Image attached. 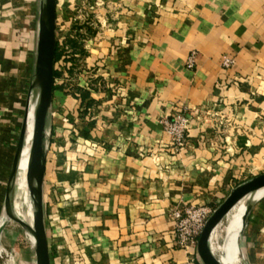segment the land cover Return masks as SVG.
<instances>
[{"label": "crops", "instance_id": "0c3cea01", "mask_svg": "<svg viewBox=\"0 0 264 264\" xmlns=\"http://www.w3.org/2000/svg\"><path fill=\"white\" fill-rule=\"evenodd\" d=\"M84 1L96 23L86 27L89 40L75 38L79 28L63 36L85 57L73 84L80 97L55 84L47 118L43 199L51 264H203L197 252L177 246L174 211L190 203L216 208L264 166V0ZM38 16L39 0H0L3 221ZM228 57L234 64L225 68ZM176 109L191 118L178 151L163 126ZM217 109L228 115L225 126L204 125L201 116ZM244 207L241 201L232 211L242 217ZM226 221L231 228L241 223ZM237 249L241 264H264V191Z\"/></svg>", "mask_w": 264, "mask_h": 264}, {"label": "water", "instance_id": "95a60500", "mask_svg": "<svg viewBox=\"0 0 264 264\" xmlns=\"http://www.w3.org/2000/svg\"><path fill=\"white\" fill-rule=\"evenodd\" d=\"M57 49V0H39L38 38L35 66L32 74L30 99L25 112L18 145L13 158L5 191L6 219L0 226V234L7 221L16 222L28 235L35 254L36 264H51L45 224L43 184L46 168V129L49 110L53 101L55 81V56ZM32 120V135L29 141L26 179L32 200V225L19 218L14 212V193L17 171L27 140V128ZM264 191V173L231 189L230 195L213 211L201 230L196 252L203 264H225L210 247L212 231L226 218L240 201L249 198L254 192ZM256 200L253 201V203ZM253 203H248L242 217L245 226ZM238 236V239H239ZM238 243V241H237Z\"/></svg>", "mask_w": 264, "mask_h": 264}, {"label": "built area", "instance_id": "2783aa9c", "mask_svg": "<svg viewBox=\"0 0 264 264\" xmlns=\"http://www.w3.org/2000/svg\"><path fill=\"white\" fill-rule=\"evenodd\" d=\"M95 5H100V2H97ZM92 8L91 4L84 0H57V43L61 45L60 48L63 50V54L59 60L60 66L58 67V62L55 63V70L59 72L61 80L57 82L56 78L54 86L57 83L63 85L65 90L76 99L80 97V94L73 90L74 83L72 82L80 76L82 69L87 67V65H84L85 57L73 53L69 46L65 44L63 36L71 27L74 28L75 32H78L79 28V36L75 35V38H78L82 44H85L89 40L86 27H96V23L92 17ZM59 11H62L61 15H59ZM194 59V54L190 55L188 58L189 66L194 65ZM233 64L234 59L228 57L223 60L222 65L225 68H229ZM105 85L114 90L116 94L123 93L114 82L106 81ZM227 119L228 115L226 111L217 109L204 113L200 120L204 125L208 124L211 128L216 129L225 126L228 121ZM163 126L164 131L170 137L171 148L174 151H178L187 145L191 127V118L189 116L183 114L181 110L176 109L175 115L163 121ZM222 132L224 133V131ZM214 210L215 207H210L209 205H195L191 203L189 205L185 204L181 209H176L174 211L176 223L173 234L177 246L187 251L190 255L195 254L200 232L214 213ZM3 253L6 258L12 257L11 252L7 250L3 252L0 245V261L3 259ZM2 264H7V262H2Z\"/></svg>", "mask_w": 264, "mask_h": 264}, {"label": "bare ground", "instance_id": "6f19581e", "mask_svg": "<svg viewBox=\"0 0 264 264\" xmlns=\"http://www.w3.org/2000/svg\"><path fill=\"white\" fill-rule=\"evenodd\" d=\"M30 127H31V131L29 130ZM31 135H32V120L29 121L28 128H27V140H29L31 138ZM28 151H29V144L26 143V145L24 146V149H23L20 165H19L17 175H16L15 193H14V212L19 218H21L22 220H25L26 222H28L29 224L32 225V222H33L32 203L29 202V200H28V196H27L28 185H27V179H26ZM24 152H25V155H24ZM261 192H257V193L254 192V193H252V195L249 198L242 200L245 202V207L243 210L244 212H245V209L247 207V203H253L254 200H257L258 195ZM239 203L236 204L232 208V210L235 209V207H237L239 205ZM232 210L230 211V213L232 212ZM244 212H243V214H244ZM230 213H229V215H230ZM229 215L226 217L227 220L230 219ZM242 217H243V215H242ZM234 219L236 220V218H234ZM228 221H231V219ZM241 225H242V219H241V223L234 224L232 226L230 233L228 235H225L222 233L223 230L220 229V225H218L212 231V235L210 238L211 250L214 252V254H216V253L221 254V257H223L222 260L225 264H240V261H241L240 258L232 261V253L231 252H232V248L235 245L236 251L238 253L237 241H238V236L240 234L239 230L241 229ZM234 233H235V238L233 235ZM212 240H215L214 246L212 244ZM219 241H222V245L224 246V252H223L224 255H223V253H221V251L218 247Z\"/></svg>", "mask_w": 264, "mask_h": 264}, {"label": "rangeland", "instance_id": "374dc122", "mask_svg": "<svg viewBox=\"0 0 264 264\" xmlns=\"http://www.w3.org/2000/svg\"><path fill=\"white\" fill-rule=\"evenodd\" d=\"M70 29H72V27ZM58 47L60 48L61 45L59 44ZM59 66H60V63L58 61V67ZM60 80H61V78L57 77V82H60ZM72 83H74V82H72ZM59 86H62L64 88L63 85H59L57 83V88ZM71 86H72V84H71ZM29 130L31 131V127L29 128ZM30 139L26 140V143L29 144ZM24 155H25V152H24ZM260 167H261L260 169L256 170L257 174L255 173V175L264 173V166H260ZM4 193L5 192L3 191V194H2L3 197H4ZM27 193H28L27 194L28 200H29V202L32 203L30 193H29V189H27ZM32 205H33V203H32ZM232 217L242 219V217H240L239 215H237L233 211L229 215L230 219ZM230 219H228V220H230ZM2 223H3V220L1 217L0 218V226ZM226 223H227L226 218H224L219 225H220V229H222L224 231L223 234L228 235L230 233L229 231L231 230V226L228 223L227 224ZM228 226H230V227H228ZM0 245H1V250H3V252H4V250H7L8 252H11V254H12V257L6 258L4 256V253H3V259L0 261V264H2V262H4V263L7 262V264H34V261H35L34 256H31V258L29 259V256L27 254L28 249L31 248V244H30V241L28 239V236H27L26 232L16 222H14L12 220H9L6 222V224L4 225L3 230L1 231V234H0ZM218 247H219L221 253H223L224 246L222 244H219ZM235 252H236V250H235ZM216 255L218 257L221 256V254H219V253H216ZM221 258L223 259V257H221ZM233 260H237L235 258L234 253H232V261ZM240 264H241V262H240Z\"/></svg>", "mask_w": 264, "mask_h": 264}, {"label": "trees", "instance_id": "16d2710c", "mask_svg": "<svg viewBox=\"0 0 264 264\" xmlns=\"http://www.w3.org/2000/svg\"><path fill=\"white\" fill-rule=\"evenodd\" d=\"M68 45L70 46V48H73V50L75 51V47H77V43H76V42H75V43H74V42H72V43H68ZM62 54H63V50H62L61 48L58 47V43H57L56 56H55V63L58 62V61L60 60ZM54 75H55V79H56L57 77H59L60 74H59L58 71L55 70Z\"/></svg>", "mask_w": 264, "mask_h": 264}]
</instances>
